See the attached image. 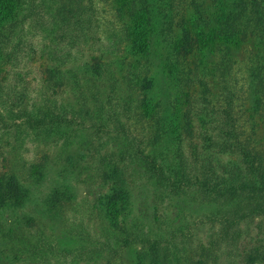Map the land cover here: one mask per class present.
<instances>
[{
	"label": "trees",
	"instance_id": "16d2710c",
	"mask_svg": "<svg viewBox=\"0 0 264 264\" xmlns=\"http://www.w3.org/2000/svg\"><path fill=\"white\" fill-rule=\"evenodd\" d=\"M115 2L118 4L116 14L124 10L135 23L133 36L124 28V39L130 47L125 44L126 50L123 46L122 53L141 56L144 62L136 68L129 67L130 71L126 68L127 74L119 75L118 72L120 78L117 72L108 71L106 64L94 65L90 72L96 76L105 72L109 82L107 88L116 87L118 83L123 85L128 92V100L120 109L127 120L139 111L151 125L154 134L151 140L147 137L150 154L144 155L142 149H137L128 155L129 160L137 162L138 170L155 189V197L158 196L161 202L182 199L187 204L211 207V212L203 216L205 220L218 224L222 239L235 242L240 236L238 226L242 222L255 217L264 219V158L252 141L243 135L242 127L237 123L235 107L240 93L236 89L235 76L231 75L236 55L247 52L246 80L243 79L250 99V111L263 119L264 125V0ZM97 20L93 0H0V54L10 64L16 53L10 50V46L17 49L22 42L29 44L36 35L28 40L27 34L31 29L38 28L35 33L37 36L40 34L43 47L39 53L41 55L47 49L48 63H53V69H49L51 65L45 67L47 77L42 79V83L46 84L44 90L53 95L55 90L76 79L71 72L72 67L66 68L65 65L73 63L74 44L85 39L93 28L98 33ZM111 38H114L113 35H108L107 43L102 44L99 34L95 35V41L103 46L97 52L100 58L106 54L118 55V44L110 43ZM212 56L216 60L210 65L213 63L212 71L217 73L213 78L218 81L216 85L221 90L216 95H212L209 84L203 79L206 70L198 71L201 63L211 61ZM119 64L118 61L117 66ZM81 67H87V64ZM157 75L165 76L157 91L161 101L149 96ZM117 78L120 80L118 83ZM3 79H0V133L8 140H19L20 135L30 133L37 140L56 137L66 147L77 131L89 127L107 135L104 131L107 121L122 134L127 135L129 131L123 130L118 114L113 112L111 91L89 93L99 113L92 115L85 108L84 98L76 110L78 112L59 103L56 105L54 100L50 103L44 95L47 103L41 105L44 108L27 107V103L23 104L22 92L13 84L2 85ZM194 86L201 89L195 101L192 96ZM178 88L184 98L182 105L173 97V89ZM138 89L141 95L135 99ZM80 95L83 96L81 92ZM103 95L106 96L104 100L100 98ZM214 96L218 102L212 103ZM103 103L109 106H103ZM103 112L106 113L105 119L101 114ZM191 116L201 129H207L195 135ZM132 130L128 132L131 138ZM193 136L200 139V144H187L186 153L182 144L186 140L191 141ZM222 155L233 160L221 161L219 156ZM107 156L114 163L110 165L118 167L110 152ZM119 182L115 180L110 187L111 194L104 203V211L109 214L107 219L111 224L119 225V231L124 235L122 247L139 245L143 249L141 259L150 261V264H167L169 252L159 251V240L135 225L131 231L125 228V196L121 191L123 184ZM25 197L16 183L1 184L0 212L6 210L12 213L14 208L22 206ZM50 198L55 203L58 195L52 192ZM118 216L123 218L121 226L117 224ZM168 236L172 238L174 234ZM169 242L167 240L165 249H169ZM27 253L31 257L35 255L34 252ZM79 253L84 254L82 251ZM260 263L264 264V260L261 262L260 258L247 256V264Z\"/></svg>",
	"mask_w": 264,
	"mask_h": 264
},
{
	"label": "rangeland",
	"instance_id": "374dc122",
	"mask_svg": "<svg viewBox=\"0 0 264 264\" xmlns=\"http://www.w3.org/2000/svg\"><path fill=\"white\" fill-rule=\"evenodd\" d=\"M93 3L99 24L98 33L93 28L85 39L74 44L71 57L73 63L65 65L66 68L72 67L71 72L76 75V79L71 80L66 87L55 90L53 95L49 90H44L46 84L42 83V79L47 77L45 67L51 65L49 69H53V63H48L47 49H44L41 55L39 53L43 47L42 40H39L40 34L37 36L35 33L38 28L31 29L27 34L28 40L36 35L29 44L22 42L17 49L10 46L11 51H19L13 55L10 64L9 60L0 54V72L3 74L0 79L5 77L2 85L13 84L22 92L23 104L27 103V107L44 108L41 106L47 104L43 99L44 95L50 103L54 100L56 105L59 103L76 111L84 98L85 108L90 110L92 115L99 113L89 93L111 91L110 103L112 108H115L113 112L118 114L117 119L123 130L130 132L133 129V138L128 132L125 135L116 130L109 121L105 123L104 128L107 135L89 127L77 131L66 147H63L62 140L56 137L37 140L28 133L13 141L8 140L1 132L0 185L12 181L26 197L22 206L14 208L12 213L6 210L0 212V264H150V261L141 259L143 249L139 245L122 247L124 235L120 233L119 225H113L107 219L109 214L104 211V203L109 199L110 187L114 185L115 180L123 184V207L124 212H127L125 228L131 231L135 225L153 239L159 240V251L169 252L167 264H247V256L260 258L262 262L264 219L255 217L242 222L238 226L240 236L235 242H228V239L221 238L218 224H211L203 217L211 212V207L197 203L187 204L182 202V199L161 202L158 196L155 197V189L147 183L142 171L138 170L137 162L129 160L128 155L137 149H142L144 155L150 154L147 137L151 140L154 133L146 118L141 116L142 112L132 114L130 120L124 117L120 106L128 100V92L118 83V78L122 73L127 74L126 68L130 71L129 67L136 68L143 64L144 58L132 56L127 52L122 53L123 46L126 50L125 44L130 47L124 39L125 29L133 36L135 23L128 18L124 10L116 14L117 2L93 0ZM27 28L28 26L25 27L26 31ZM98 34L102 44L107 43L108 35H113L114 38L109 42L118 44V55L106 54L101 58L97 56V52L103 49L101 43L95 41V35ZM236 56L231 75L235 76L236 89L240 93L238 105L235 107L237 123L242 127L243 135L252 141L253 146L264 158L263 119L250 111V99L245 83L247 52L242 51ZM212 59L203 61L198 71L200 73L203 69L206 70L203 79L209 84L212 95H216L220 94L221 90L217 87L218 84L216 85L218 81L213 78L217 74L212 71L216 57L212 56ZM118 61L121 65L117 66ZM211 62L213 63L210 65ZM84 63L87 67H81ZM98 64H106L108 71L117 72V75L120 72L116 87L107 88L109 82L105 72L99 73L98 76L91 74V69ZM65 77L67 79V76ZM164 78L165 76L158 75L154 77L155 86L149 94L150 98H158L161 101L157 91L161 88ZM200 90L199 86H194L193 94H188H192L195 101ZM137 92L138 97L135 99H139L141 95L139 89ZM104 95L100 97L102 100L106 97ZM173 97L180 105L183 104L184 98L179 88L173 89ZM215 101L218 102V98L214 96L212 103ZM134 102L135 100L132 105ZM102 105L109 106L106 103ZM101 114L105 119L106 113ZM191 122L195 135L207 129L205 126V129H201L193 117ZM189 143L199 145L200 139L193 136L191 141L183 142L182 147H185L186 153ZM109 152L114 156L118 167H112L113 161L109 156L105 157ZM219 157L221 161L233 160L225 155ZM52 192L58 195L55 203L50 198ZM122 222L123 218L118 216L117 224L121 226ZM170 233L174 234V237L170 238ZM167 240H170L169 249L164 248ZM27 252H34L35 255L31 257Z\"/></svg>",
	"mask_w": 264,
	"mask_h": 264
}]
</instances>
